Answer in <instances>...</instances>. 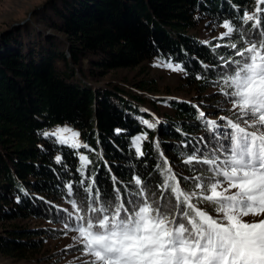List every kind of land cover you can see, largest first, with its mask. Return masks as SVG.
I'll return each mask as SVG.
<instances>
[{
	"label": "trees",
	"instance_id": "trees-1",
	"mask_svg": "<svg viewBox=\"0 0 264 264\" xmlns=\"http://www.w3.org/2000/svg\"><path fill=\"white\" fill-rule=\"evenodd\" d=\"M256 7L257 0H48L31 22L0 33V220L66 219L58 202L70 203L67 183L85 178L89 183L95 178L112 197L113 176L122 190L125 184L134 188L137 173H151L155 184L161 180L156 171L161 153L181 176L194 175L191 167H206L183 164L184 154L203 148L204 140L214 143L191 103L167 101L172 114L149 129L143 123L150 115L140 106L145 100L141 92L118 84L99 86L92 79L159 57L180 63L186 80L199 90L219 86L216 82L228 70L220 67L221 56L233 50L215 46H243L239 34L201 42L187 29L202 20L215 25L229 20L245 38L251 33L259 39V30L241 19ZM43 24L57 35L38 26ZM63 123L77 128L89 146L82 148L90 161L83 176L77 149L43 135ZM144 133L145 156L138 157L132 141ZM79 195H85L82 188ZM48 231L10 227L0 234V253L22 255L38 247Z\"/></svg>",
	"mask_w": 264,
	"mask_h": 264
},
{
	"label": "snow or ice",
	"instance_id": "snow-or-ice-1",
	"mask_svg": "<svg viewBox=\"0 0 264 264\" xmlns=\"http://www.w3.org/2000/svg\"><path fill=\"white\" fill-rule=\"evenodd\" d=\"M264 0H257L254 11H244L242 22L259 30V39H246L243 30L225 20L220 39L239 34L240 41L228 45L232 53L221 56V68L228 69L216 82L220 93L231 104L233 118H207L198 110V119L214 141L208 148L197 147L184 154L183 164L194 175L181 176L161 153L156 165L161 177L153 184L151 173H137L122 190L113 176L115 196L97 186L92 178L78 184L67 183V195L74 212V222L64 229L76 232L73 240L88 257L83 264H264ZM173 72H184L180 63L157 64ZM207 68L208 66L205 65ZM196 79H202L200 75ZM199 109V106L193 105ZM149 129L156 124L145 120ZM120 130L118 129L117 132ZM73 149L88 148L79 141L80 133L70 127L44 132ZM147 133L132 143L138 157L145 156L142 141ZM190 143V142H189ZM156 147L159 148L157 142ZM61 163V156L55 157ZM83 176L90 163L79 156ZM191 182L192 190L188 184ZM85 195L80 197V189ZM204 205H211L216 215ZM248 217L253 219L249 220ZM67 235V231H65Z\"/></svg>",
	"mask_w": 264,
	"mask_h": 264
},
{
	"label": "rangeland",
	"instance_id": "rangeland-1",
	"mask_svg": "<svg viewBox=\"0 0 264 264\" xmlns=\"http://www.w3.org/2000/svg\"><path fill=\"white\" fill-rule=\"evenodd\" d=\"M47 1L0 0V33L31 22L32 17L37 13L36 11L41 10ZM222 24L223 22L215 25L202 20L194 27L188 28L187 32L201 42L215 41L220 39L222 33L226 31ZM38 26L47 33L56 34L46 28L44 24L43 27ZM245 35L246 39L257 38V36H250L251 33ZM66 54L69 56L68 51ZM161 62L176 64L170 59L151 57L133 67L110 69L103 76L95 77L92 81L99 86L118 84L131 92H141L145 100L141 102L140 106L142 110L147 111L150 115V118H145L144 121L147 120L150 123H156L157 120L159 121L172 114V109L167 104L169 100H181L197 105L199 106V109H197L203 110L207 118L210 119L219 120L221 116L234 119L231 111L232 106L220 93L219 86L210 84L199 90L198 86L186 80L185 72H173L163 66H156ZM135 83H141L144 88H138L134 85ZM65 126L79 132L77 128L68 123L54 124L46 132H54L57 127ZM78 139L81 144H85L81 135ZM207 141L208 148H211L213 143ZM77 151L79 156H86L82 148L77 149ZM58 203L66 213L74 212L70 203ZM202 207H206L210 214L216 215L214 208L206 205ZM247 219L251 220L253 218L248 217ZM57 220V222H50L43 218L34 217L18 218L10 221L0 220V234H5L6 229L14 226L26 229H51L47 233H42V240L39 242L38 247L25 251L22 254L23 256L0 253V264H83L88 257L83 255L82 246L73 240L77 233L64 229L65 222H68L70 227L74 226V222L69 221L68 218L63 220L58 218ZM65 231H67V235H65Z\"/></svg>",
	"mask_w": 264,
	"mask_h": 264
}]
</instances>
